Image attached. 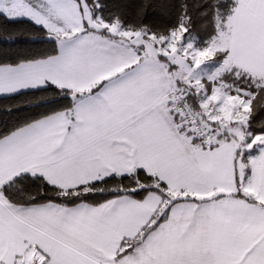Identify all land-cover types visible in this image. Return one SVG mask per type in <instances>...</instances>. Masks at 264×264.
Returning <instances> with one entry per match:
<instances>
[{"label": "snow or ice", "instance_id": "obj_1", "mask_svg": "<svg viewBox=\"0 0 264 264\" xmlns=\"http://www.w3.org/2000/svg\"><path fill=\"white\" fill-rule=\"evenodd\" d=\"M0 264H264V0H0Z\"/></svg>", "mask_w": 264, "mask_h": 264}, {"label": "trees", "instance_id": "obj_2", "mask_svg": "<svg viewBox=\"0 0 264 264\" xmlns=\"http://www.w3.org/2000/svg\"><path fill=\"white\" fill-rule=\"evenodd\" d=\"M137 3L140 2V0H136ZM161 3V0H151V4L153 6H158V4ZM162 9H157L156 11H152L151 9L149 10L148 18L150 21L153 22H159L164 20V16L161 14ZM3 47L5 49H11V50H23L28 47V43L21 40L13 43H8V42H3ZM18 115H25V113H19ZM15 119V117H13Z\"/></svg>", "mask_w": 264, "mask_h": 264}]
</instances>
